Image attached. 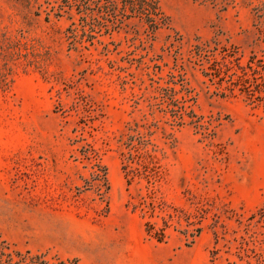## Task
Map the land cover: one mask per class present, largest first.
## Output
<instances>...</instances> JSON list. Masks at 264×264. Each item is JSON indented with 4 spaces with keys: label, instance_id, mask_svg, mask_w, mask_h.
Masks as SVG:
<instances>
[{
    "label": "rangeland",
    "instance_id": "obj_1",
    "mask_svg": "<svg viewBox=\"0 0 264 264\" xmlns=\"http://www.w3.org/2000/svg\"><path fill=\"white\" fill-rule=\"evenodd\" d=\"M49 1L0 0V264H264V0H158L90 49Z\"/></svg>",
    "mask_w": 264,
    "mask_h": 264
},
{
    "label": "trees",
    "instance_id": "obj_2",
    "mask_svg": "<svg viewBox=\"0 0 264 264\" xmlns=\"http://www.w3.org/2000/svg\"><path fill=\"white\" fill-rule=\"evenodd\" d=\"M55 0L49 1L52 4L50 8V12L48 13V17L50 18L51 14H54L55 17H67L72 21L71 25L68 28V37L72 48L78 49L82 48L90 49L91 46L96 44V40L100 43H103L102 40L98 38V35L92 33L95 29V25H100L101 27H106V32L104 34L113 35L115 31H120L121 29H125L129 25V20L133 17H138L141 21L145 22L148 25V32L150 34H155L160 28L164 27L167 23L166 17L162 12L159 1L158 0H97L96 4L98 5L100 11L104 12L103 20H95L94 22H90L88 15L86 14L88 10L91 9L92 0ZM77 6L78 13L80 14V21L83 26V36L78 39L77 34V21L75 18V14L73 13V7ZM97 21V23H95ZM90 26V32L87 31L86 27ZM87 36L86 41L84 42V37ZM80 44V45H79ZM104 49L108 51V45L104 46ZM196 52H200L202 50L200 45H196L194 47ZM94 149L90 144L83 146V157L92 159L94 157ZM93 179L89 181V185L95 186V182L104 179V183L107 185V189H109L108 179H107V171L104 168L103 175H100L98 172L94 171L92 173ZM101 186H98L99 194ZM17 259L14 258L12 253L9 254V262L10 264H52L48 260L45 259V254H35L32 255L31 251H27L26 254L21 252H16ZM61 264H67L66 261H60Z\"/></svg>",
    "mask_w": 264,
    "mask_h": 264
}]
</instances>
